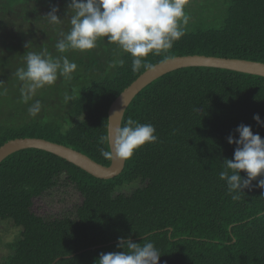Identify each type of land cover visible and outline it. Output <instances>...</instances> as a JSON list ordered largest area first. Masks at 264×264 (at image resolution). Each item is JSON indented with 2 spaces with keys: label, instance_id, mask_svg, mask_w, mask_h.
I'll return each instance as SVG.
<instances>
[{
  "label": "trees",
  "instance_id": "trees-1",
  "mask_svg": "<svg viewBox=\"0 0 264 264\" xmlns=\"http://www.w3.org/2000/svg\"><path fill=\"white\" fill-rule=\"evenodd\" d=\"M70 2L0 0V146L16 138L44 139L108 166L100 155L107 148L100 138L107 135L108 109L148 69L133 72L131 55L107 38L84 55L58 53L60 39L47 37L58 24L45 17L58 5L57 15L66 19ZM185 10V35L168 53L150 55L153 66L165 55L264 63V0H188ZM38 35L45 36L41 45L49 54L66 55L77 70L50 86L55 103L43 97L17 103L4 82L17 80L11 62L35 50ZM66 94L71 101L65 102ZM36 100L46 103V114L32 117L28 108ZM257 114L264 121V77L187 67L159 77L133 98L121 127L129 118L152 124L159 142L137 151L112 179H97L39 149L10 154L0 162V225L12 224L15 234L0 242V264H96L101 253L122 251L120 237L153 242L159 264H264V189L253 181L233 200L219 179L223 160L234 158L236 146L227 138L239 139L238 126L250 125L264 140V126L253 120ZM135 183L141 186L130 195L115 194ZM60 184L81 197L74 216L34 214L33 199Z\"/></svg>",
  "mask_w": 264,
  "mask_h": 264
},
{
  "label": "clouds",
  "instance_id": "clouds-1",
  "mask_svg": "<svg viewBox=\"0 0 264 264\" xmlns=\"http://www.w3.org/2000/svg\"><path fill=\"white\" fill-rule=\"evenodd\" d=\"M188 0H71L69 9L70 31L63 35L55 48L64 54L69 50L87 53L97 47V42L107 38V44H116L125 53L131 55L132 71L142 67L151 69L153 65L148 57L168 53L185 35L189 23L186 12ZM46 19L51 24L62 21L57 15L58 5H51ZM30 44L26 45L29 47ZM25 67L18 68L17 78L27 82L26 90H22V98L27 103L38 89L53 85L58 76L71 79L77 70V64L71 62L66 55L52 56L45 49L43 52H27ZM170 57L164 56V60ZM65 102L72 97L65 95ZM42 108L36 100L28 108L29 115L37 116ZM110 120V118H109ZM253 120L261 126L264 121L254 115ZM239 139L227 138L229 145H235L234 158L223 160V170L219 179L224 181L229 195L239 200L244 190H251L253 181L264 189V140L254 134L250 125H240L236 129ZM100 142L107 148L100 149V155L111 161L118 158L131 160L135 153L146 145L156 144L159 137L152 124H140L129 118L122 127L111 129ZM246 173L242 177L241 173ZM117 247L122 251L101 253L96 264H159L160 252L153 242L134 243L131 239L118 238Z\"/></svg>",
  "mask_w": 264,
  "mask_h": 264
},
{
  "label": "water",
  "instance_id": "water-1",
  "mask_svg": "<svg viewBox=\"0 0 264 264\" xmlns=\"http://www.w3.org/2000/svg\"><path fill=\"white\" fill-rule=\"evenodd\" d=\"M187 67L220 68L264 77V63L258 61L197 55L165 60L142 73L114 99L108 109L107 135L111 129L121 127L124 112L143 88L169 72ZM29 148L43 150L62 158L97 179L108 180L118 176L125 164V161L114 158L108 166H104L71 147L37 138H16L7 141L0 146V162L16 151Z\"/></svg>",
  "mask_w": 264,
  "mask_h": 264
},
{
  "label": "rangeland",
  "instance_id": "rangeland-1",
  "mask_svg": "<svg viewBox=\"0 0 264 264\" xmlns=\"http://www.w3.org/2000/svg\"><path fill=\"white\" fill-rule=\"evenodd\" d=\"M67 12L63 15L64 20H61L62 22L58 24L56 31L52 32L50 31L47 34V37H58V39H63L64 32L67 31V29L71 26L70 25V17L74 14L69 7H67ZM45 36L38 35V38L36 39V47L35 50H30L28 52H43L47 47L42 46L41 43L45 41ZM51 49V48H49ZM77 54L75 57L79 56V52H76ZM79 53V54H78ZM26 53H20L18 56L15 57V59L11 62L12 68L11 71L14 70V67H24L25 66V55ZM85 53H82L81 55H84ZM80 55V57H81ZM69 59V57H67ZM17 78V77H16ZM4 87H9L10 93L13 96L15 102L17 103H25L22 98V90H26L27 82H22L18 78L16 79H5ZM67 80V79H66ZM60 81H63V77L59 76L57 81L55 83H60ZM1 88V86H0ZM3 87L0 89V92L2 93ZM14 94V95H13ZM43 97L44 101H47L49 103H55L57 100L56 96L51 93L50 86H45L42 89H38L35 94L32 96V98L27 102L29 103L31 100H34L36 98ZM26 103V104H27ZM44 107L41 108V111L38 115H44L46 114L45 108L47 107L46 103H43ZM12 115H8V119ZM1 121L5 120L4 115L0 116ZM141 185L139 183H135L128 187L119 188L116 190L115 194H122V195H130L131 192ZM81 197L79 193L75 190V188L71 185L64 186L60 184L59 186L55 187L51 191L44 193L43 195L34 198L32 201V207L31 210L34 214L37 216L44 217L46 219H54L62 216L63 214H68L70 216H74L76 206L80 204ZM12 224L5 223V225H0V242L6 239H10L15 232L12 229ZM15 230V229H14ZM16 231V230H15ZM4 247L0 246V255L3 253Z\"/></svg>",
  "mask_w": 264,
  "mask_h": 264
}]
</instances>
